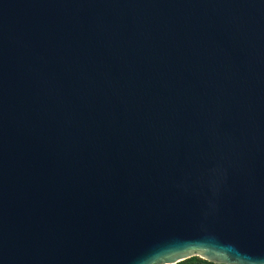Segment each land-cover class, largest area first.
Listing matches in <instances>:
<instances>
[{"label":"water","instance_id":"95a60500","mask_svg":"<svg viewBox=\"0 0 264 264\" xmlns=\"http://www.w3.org/2000/svg\"><path fill=\"white\" fill-rule=\"evenodd\" d=\"M264 262V0H0V264Z\"/></svg>","mask_w":264,"mask_h":264},{"label":"trees","instance_id":"16d2710c","mask_svg":"<svg viewBox=\"0 0 264 264\" xmlns=\"http://www.w3.org/2000/svg\"><path fill=\"white\" fill-rule=\"evenodd\" d=\"M178 264H215V263L209 262V261L204 260L200 257H192V258L187 259V260L180 262Z\"/></svg>","mask_w":264,"mask_h":264},{"label":"clouds","instance_id":"9594fccd","mask_svg":"<svg viewBox=\"0 0 264 264\" xmlns=\"http://www.w3.org/2000/svg\"><path fill=\"white\" fill-rule=\"evenodd\" d=\"M143 264H155V257L153 255L146 257ZM255 264H264V262H260L256 260Z\"/></svg>","mask_w":264,"mask_h":264}]
</instances>
